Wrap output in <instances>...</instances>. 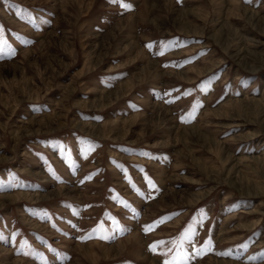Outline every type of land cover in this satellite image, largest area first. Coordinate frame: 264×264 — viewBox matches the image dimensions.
I'll list each match as a JSON object with an SVG mask.
<instances>
[{
    "label": "rangeland",
    "instance_id": "1",
    "mask_svg": "<svg viewBox=\"0 0 264 264\" xmlns=\"http://www.w3.org/2000/svg\"><path fill=\"white\" fill-rule=\"evenodd\" d=\"M250 19L264 0H0V264H264Z\"/></svg>",
    "mask_w": 264,
    "mask_h": 264
},
{
    "label": "bare ground",
    "instance_id": "2",
    "mask_svg": "<svg viewBox=\"0 0 264 264\" xmlns=\"http://www.w3.org/2000/svg\"><path fill=\"white\" fill-rule=\"evenodd\" d=\"M251 20V19H250ZM253 20H251V23L254 25V23L252 22ZM261 22V21H260ZM255 27L257 26L256 24L254 25ZM263 26H264V24H263ZM256 29L257 30H259L260 32H262V34H264V29H260L259 27H256ZM235 31V33L237 32L236 30H234ZM239 31V30H238ZM241 36H244V37H242V40H244V39H247L248 37H249V34L248 33H239V38H241ZM249 41H251V42H253L254 40L251 38V40L250 39H248ZM239 55V54H238ZM262 66H264V64L262 65Z\"/></svg>",
    "mask_w": 264,
    "mask_h": 264
},
{
    "label": "snow or ice",
    "instance_id": "3",
    "mask_svg": "<svg viewBox=\"0 0 264 264\" xmlns=\"http://www.w3.org/2000/svg\"><path fill=\"white\" fill-rule=\"evenodd\" d=\"M124 7L127 8V7H130V5L125 4ZM145 230L146 231L150 230V227L146 226ZM160 243H163V242H160ZM165 264H169V262L166 261Z\"/></svg>",
    "mask_w": 264,
    "mask_h": 264
}]
</instances>
